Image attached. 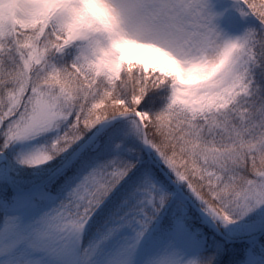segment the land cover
<instances>
[{
    "label": "snow or ice",
    "instance_id": "6c2138e0",
    "mask_svg": "<svg viewBox=\"0 0 264 264\" xmlns=\"http://www.w3.org/2000/svg\"><path fill=\"white\" fill-rule=\"evenodd\" d=\"M0 264H264V0H0Z\"/></svg>",
    "mask_w": 264,
    "mask_h": 264
}]
</instances>
